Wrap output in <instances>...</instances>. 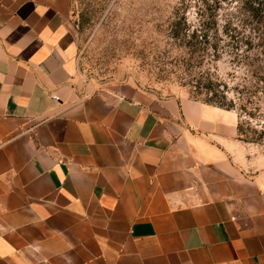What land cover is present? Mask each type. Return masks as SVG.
<instances>
[{"label":"crops","instance_id":"obj_1","mask_svg":"<svg viewBox=\"0 0 264 264\" xmlns=\"http://www.w3.org/2000/svg\"><path fill=\"white\" fill-rule=\"evenodd\" d=\"M69 4L0 0V264H264L235 115L78 79Z\"/></svg>","mask_w":264,"mask_h":264},{"label":"rangeland","instance_id":"obj_2","mask_svg":"<svg viewBox=\"0 0 264 264\" xmlns=\"http://www.w3.org/2000/svg\"><path fill=\"white\" fill-rule=\"evenodd\" d=\"M201 3L70 0L66 25L77 78L91 87L129 82L160 97L185 94L222 103L241 124V137H256L250 129L262 130L264 83L227 51L216 56L211 48L187 46ZM260 135L250 143L254 154L264 155V129Z\"/></svg>","mask_w":264,"mask_h":264},{"label":"trees","instance_id":"obj_3","mask_svg":"<svg viewBox=\"0 0 264 264\" xmlns=\"http://www.w3.org/2000/svg\"><path fill=\"white\" fill-rule=\"evenodd\" d=\"M195 17L196 28L188 34V47L198 45L202 51L211 48L216 56L227 51L249 66L252 77L264 83V0H202ZM262 124L258 132L254 127L250 129L257 133L256 137H241L243 130L238 122V137L247 142L255 141L261 137L264 121Z\"/></svg>","mask_w":264,"mask_h":264},{"label":"built area","instance_id":"obj_4","mask_svg":"<svg viewBox=\"0 0 264 264\" xmlns=\"http://www.w3.org/2000/svg\"><path fill=\"white\" fill-rule=\"evenodd\" d=\"M52 98H53V99H56V97H55L54 95H52Z\"/></svg>","mask_w":264,"mask_h":264}]
</instances>
